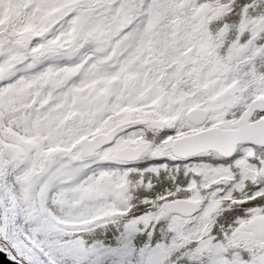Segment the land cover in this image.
Here are the masks:
<instances>
[{
  "label": "snow or ice",
  "instance_id": "6c2138e0",
  "mask_svg": "<svg viewBox=\"0 0 264 264\" xmlns=\"http://www.w3.org/2000/svg\"><path fill=\"white\" fill-rule=\"evenodd\" d=\"M0 264H264V0H0Z\"/></svg>",
  "mask_w": 264,
  "mask_h": 264
},
{
  "label": "water",
  "instance_id": "95a60500",
  "mask_svg": "<svg viewBox=\"0 0 264 264\" xmlns=\"http://www.w3.org/2000/svg\"><path fill=\"white\" fill-rule=\"evenodd\" d=\"M2 257H3V254H0V259H2Z\"/></svg>",
  "mask_w": 264,
  "mask_h": 264
}]
</instances>
